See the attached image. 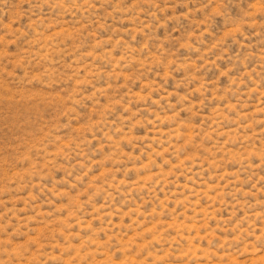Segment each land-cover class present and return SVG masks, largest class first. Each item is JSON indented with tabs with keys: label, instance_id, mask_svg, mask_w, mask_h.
<instances>
[{
	"label": "rangeland",
	"instance_id": "rangeland-1",
	"mask_svg": "<svg viewBox=\"0 0 264 264\" xmlns=\"http://www.w3.org/2000/svg\"><path fill=\"white\" fill-rule=\"evenodd\" d=\"M0 264H264V0H0Z\"/></svg>",
	"mask_w": 264,
	"mask_h": 264
}]
</instances>
